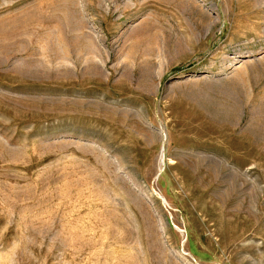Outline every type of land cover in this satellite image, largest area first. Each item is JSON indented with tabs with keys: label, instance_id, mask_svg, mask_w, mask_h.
Returning a JSON list of instances; mask_svg holds the SVG:
<instances>
[{
	"label": "rangeland",
	"instance_id": "374dc122",
	"mask_svg": "<svg viewBox=\"0 0 264 264\" xmlns=\"http://www.w3.org/2000/svg\"><path fill=\"white\" fill-rule=\"evenodd\" d=\"M0 264H264V0H0Z\"/></svg>",
	"mask_w": 264,
	"mask_h": 264
},
{
	"label": "bare ground",
	"instance_id": "6f19581e",
	"mask_svg": "<svg viewBox=\"0 0 264 264\" xmlns=\"http://www.w3.org/2000/svg\"><path fill=\"white\" fill-rule=\"evenodd\" d=\"M161 140H162V151H161V162H165V144L167 140V136L164 131H161ZM161 173V170H160Z\"/></svg>",
	"mask_w": 264,
	"mask_h": 264
}]
</instances>
